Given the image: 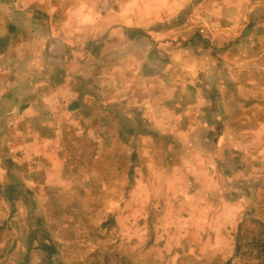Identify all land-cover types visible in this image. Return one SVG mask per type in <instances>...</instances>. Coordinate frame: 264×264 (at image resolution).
Segmentation results:
<instances>
[{
    "label": "rangeland",
    "instance_id": "374dc122",
    "mask_svg": "<svg viewBox=\"0 0 264 264\" xmlns=\"http://www.w3.org/2000/svg\"><path fill=\"white\" fill-rule=\"evenodd\" d=\"M215 1L166 0L160 8L181 12L158 24L182 25V46L219 60L231 86L173 87L166 114L94 105L69 126L47 119L12 134L0 264H264V12L235 0L238 39L219 55L212 37L229 10ZM43 242L57 253L46 257Z\"/></svg>",
    "mask_w": 264,
    "mask_h": 264
},
{
    "label": "crops",
    "instance_id": "0c3cea01",
    "mask_svg": "<svg viewBox=\"0 0 264 264\" xmlns=\"http://www.w3.org/2000/svg\"><path fill=\"white\" fill-rule=\"evenodd\" d=\"M165 1L123 0L116 10L101 12L94 0H0V164L13 158L14 132L47 119L69 126L78 115L92 114L94 105L101 112L166 114L173 87L205 88L213 78L217 87L231 86L222 80L226 69L219 60L182 46V25L158 24L181 12L167 13L160 8ZM241 2L245 14L264 12V5ZM216 3L219 11L229 10L226 25L212 37L221 55L238 39L230 17L235 0ZM254 48L250 41L239 50L247 56ZM173 70L185 73L177 80Z\"/></svg>",
    "mask_w": 264,
    "mask_h": 264
},
{
    "label": "built area",
    "instance_id": "2783aa9c",
    "mask_svg": "<svg viewBox=\"0 0 264 264\" xmlns=\"http://www.w3.org/2000/svg\"><path fill=\"white\" fill-rule=\"evenodd\" d=\"M95 5L101 12H108L110 9H112L119 0H94Z\"/></svg>",
    "mask_w": 264,
    "mask_h": 264
},
{
    "label": "trees",
    "instance_id": "16d2710c",
    "mask_svg": "<svg viewBox=\"0 0 264 264\" xmlns=\"http://www.w3.org/2000/svg\"><path fill=\"white\" fill-rule=\"evenodd\" d=\"M40 247L48 258L52 257L58 251L57 246L53 243L43 242L40 244Z\"/></svg>",
    "mask_w": 264,
    "mask_h": 264
}]
</instances>
